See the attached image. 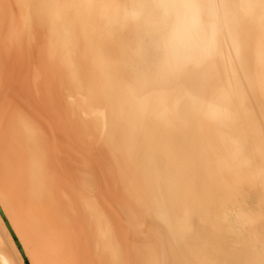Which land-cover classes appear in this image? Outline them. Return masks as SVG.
<instances>
[{"label":"bare ground","instance_id":"6f19581e","mask_svg":"<svg viewBox=\"0 0 264 264\" xmlns=\"http://www.w3.org/2000/svg\"><path fill=\"white\" fill-rule=\"evenodd\" d=\"M14 38L0 264H264V0H0Z\"/></svg>","mask_w":264,"mask_h":264},{"label":"rangeland","instance_id":"374dc122","mask_svg":"<svg viewBox=\"0 0 264 264\" xmlns=\"http://www.w3.org/2000/svg\"><path fill=\"white\" fill-rule=\"evenodd\" d=\"M19 11H20V13H22V10L21 9H19ZM22 36H21V40H19L22 44V47H23V44L25 43L23 40H25L24 38H25V36H24V34H21ZM17 43H18V41H16L15 40V38H14V40H13V42H12V47H11V50H10V52H9V54H8V57H6L5 56V58H4V64H6L7 66H9L10 68H6V65H5V70H4V72H3V69H1V71H0V89H3V88H5V85L7 84L6 83V81L4 82V80H2L1 78H3V76L5 75V71L7 70V69H9L10 71H12L13 69H14V67H15V65L17 64L21 69L25 66L26 67V65L24 64V56H23V54H21L22 53V48L21 49H18L19 48V45L17 46ZM15 45V47H13ZM25 46V45H24ZM18 47V48H17ZM12 48H14L13 50H12ZM18 50H20V51H18ZM13 51V52H12ZM17 52H19V54L17 53ZM12 54H14V56L12 55ZM12 57H11V56ZM19 55V56H18ZM10 56V57H9ZM18 56V57H17ZM29 56V54H27V57ZM21 57H22V59H21ZM10 58V59H9ZM14 58V59H13ZM7 59H9V60H7V62H6V60ZM19 59H20V61H19ZM13 60H15L16 62H14L13 63ZM18 60V61H17ZM23 61V63L21 64V62ZM8 63H10V64H8ZM28 63H30L31 64V61H30V59L28 60ZM24 64V65H23ZM17 66V68H19ZM22 66V67H21ZM4 67V65L2 66V68ZM28 67H29V64H28ZM21 69H19V71L21 70ZM28 69L29 68H27V71H28ZM15 70H17L16 68H15ZM4 73V74H3ZM5 77V76H4ZM4 79V78H3ZM3 82V85L1 84ZM1 86H3V88L1 87ZM4 90V89H3ZM41 90H44V88H42ZM38 93H40L39 91H38ZM38 93L37 92H35V95L37 96L38 95ZM1 113V112H0ZM106 201V203L108 204V206H109V208H111V209H117L116 208V204H114V203H112L111 201H110V197L109 196H107V199L105 200ZM119 211H120V213L122 214L121 215V221L123 222V223H127V218H126V214H125V210H120L119 209ZM125 218V219H124ZM17 244V240H15V245ZM17 246V248L18 249H20V247L18 246V244L16 245ZM25 264H29L28 263V261L26 260L25 261Z\"/></svg>","mask_w":264,"mask_h":264}]
</instances>
